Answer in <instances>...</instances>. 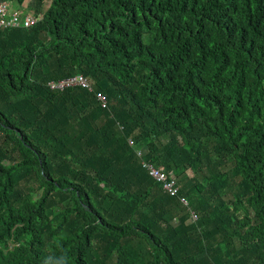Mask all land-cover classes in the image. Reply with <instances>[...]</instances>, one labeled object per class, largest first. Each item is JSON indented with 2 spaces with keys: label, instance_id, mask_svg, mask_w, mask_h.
<instances>
[{
  "label": "trees",
  "instance_id": "obj_1",
  "mask_svg": "<svg viewBox=\"0 0 264 264\" xmlns=\"http://www.w3.org/2000/svg\"><path fill=\"white\" fill-rule=\"evenodd\" d=\"M1 1L0 264H264V0Z\"/></svg>",
  "mask_w": 264,
  "mask_h": 264
},
{
  "label": "built area",
  "instance_id": "obj_2",
  "mask_svg": "<svg viewBox=\"0 0 264 264\" xmlns=\"http://www.w3.org/2000/svg\"><path fill=\"white\" fill-rule=\"evenodd\" d=\"M40 20L39 16H35L30 10L24 6H17L10 1L0 0V30H18L29 29L34 26ZM82 89L91 92L92 89L86 79L82 76H72L59 81H52L47 84V89L52 92L62 93L63 91L70 89ZM97 102L100 103L104 109L106 106L105 98L97 94ZM137 157L143 158L141 152H138ZM141 167L146 171L149 177H151L156 183L160 184L162 192L170 197L177 195L179 187L177 180L171 173L164 172L161 168L155 167L152 163L141 160ZM180 201L186 205L187 201L181 198ZM190 219L192 222L196 220V216L193 212H190Z\"/></svg>",
  "mask_w": 264,
  "mask_h": 264
},
{
  "label": "rangeland",
  "instance_id": "obj_3",
  "mask_svg": "<svg viewBox=\"0 0 264 264\" xmlns=\"http://www.w3.org/2000/svg\"><path fill=\"white\" fill-rule=\"evenodd\" d=\"M30 4H28V6H29ZM32 12V11H31ZM33 13V12H32ZM35 196V195H34Z\"/></svg>",
  "mask_w": 264,
  "mask_h": 264
}]
</instances>
